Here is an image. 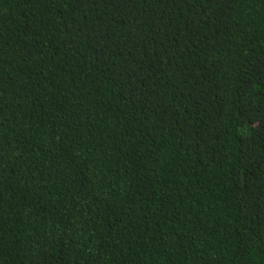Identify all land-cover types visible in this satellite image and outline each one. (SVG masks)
<instances>
[{"label":"trees","instance_id":"trees-1","mask_svg":"<svg viewBox=\"0 0 264 264\" xmlns=\"http://www.w3.org/2000/svg\"><path fill=\"white\" fill-rule=\"evenodd\" d=\"M0 264H264V0H0Z\"/></svg>","mask_w":264,"mask_h":264}]
</instances>
